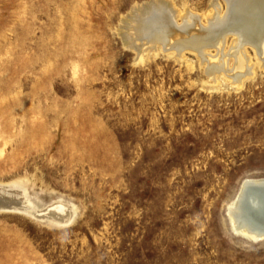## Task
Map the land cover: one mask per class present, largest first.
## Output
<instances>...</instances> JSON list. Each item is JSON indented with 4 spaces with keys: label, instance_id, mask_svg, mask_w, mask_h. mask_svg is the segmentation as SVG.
I'll return each mask as SVG.
<instances>
[{
    "label": "rangeland",
    "instance_id": "374dc122",
    "mask_svg": "<svg viewBox=\"0 0 264 264\" xmlns=\"http://www.w3.org/2000/svg\"><path fill=\"white\" fill-rule=\"evenodd\" d=\"M226 12L0 0V264H264L229 213L264 180V57L239 84L234 35L190 43Z\"/></svg>",
    "mask_w": 264,
    "mask_h": 264
},
{
    "label": "bare ground",
    "instance_id": "6f19581e",
    "mask_svg": "<svg viewBox=\"0 0 264 264\" xmlns=\"http://www.w3.org/2000/svg\"><path fill=\"white\" fill-rule=\"evenodd\" d=\"M225 2L227 5V12L223 14V16L221 17L220 15H217V17L215 16L216 18L211 22L210 26L208 28L203 29V31H206V34H207V33H213L215 31H219L220 29L222 32L225 28H228L225 30L226 31L225 37H223V39L221 38L220 40H214L211 36L209 37L205 33L203 34L202 32L195 29L193 31V36L191 38L190 43L191 45H193V47L194 46L202 47L204 45H208L209 43H212L213 45H218V44L220 45V42L222 44L226 36L231 35V34L234 35L236 37V41L234 44V48L231 50L230 56L234 58L236 62V68L233 71L228 72V76L240 84L242 83L241 78H243L242 76H244V74L242 73V69L245 66V60H246L244 46L249 45L251 47H254V49L258 52V54L264 57V0H225ZM152 23L153 22H151V24ZM145 26H148V25H145ZM138 28L136 29L139 30ZM148 32L149 31H147V33ZM149 39L150 38L148 37V40ZM179 39L182 40L183 36H181ZM158 40L159 39L154 38L152 41L156 42ZM221 71H225V69H223V66H221ZM249 184H255L257 186L263 187L262 185H264V180L244 182V185L241 189V192L238 198L236 197L237 198L236 202L229 209L231 223L237 234L245 238L251 239L253 241H262L264 240V223L260 222V220H255L252 214H250V212L245 208L244 203H243L246 198V189L248 188L247 186ZM251 193L255 194L253 195L255 196L253 200L250 201L251 206L257 210H261L260 208H263L262 209L263 211L264 210V192L257 193L256 191L255 192L252 191ZM53 207L56 208L57 213H52L51 211H49L48 213L47 212L45 214L43 213L44 215L42 214L39 217L41 218L49 217L50 219H53V220H62V219L63 221L66 220L65 218H63L64 216L63 213L65 209L61 206H53ZM0 208H2V206H0ZM3 208L6 210L11 209L5 206H3ZM260 216L264 218V211L260 213Z\"/></svg>",
    "mask_w": 264,
    "mask_h": 264
},
{
    "label": "water",
    "instance_id": "95a60500",
    "mask_svg": "<svg viewBox=\"0 0 264 264\" xmlns=\"http://www.w3.org/2000/svg\"><path fill=\"white\" fill-rule=\"evenodd\" d=\"M263 187H260V186H257L255 184H249L246 189V198L244 200V206L245 208L250 212V214H252L253 218H255V220H260V222H263L264 223V218H262L260 216V213L263 212L262 209L263 208H260L261 210H257V209H254L251 204H250V201L253 200V198L255 196V194L251 193L252 191H256L257 193H262L264 192V185H262Z\"/></svg>",
    "mask_w": 264,
    "mask_h": 264
}]
</instances>
